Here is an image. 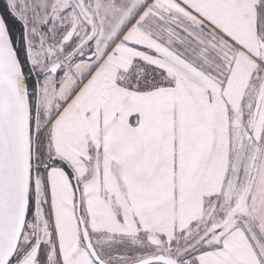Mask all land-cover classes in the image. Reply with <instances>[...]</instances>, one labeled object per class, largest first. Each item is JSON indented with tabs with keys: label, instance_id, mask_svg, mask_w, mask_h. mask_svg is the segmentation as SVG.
Wrapping results in <instances>:
<instances>
[{
	"label": "snow or ice",
	"instance_id": "obj_1",
	"mask_svg": "<svg viewBox=\"0 0 264 264\" xmlns=\"http://www.w3.org/2000/svg\"><path fill=\"white\" fill-rule=\"evenodd\" d=\"M0 264H264V0H3Z\"/></svg>",
	"mask_w": 264,
	"mask_h": 264
},
{
	"label": "trees",
	"instance_id": "obj_2",
	"mask_svg": "<svg viewBox=\"0 0 264 264\" xmlns=\"http://www.w3.org/2000/svg\"><path fill=\"white\" fill-rule=\"evenodd\" d=\"M3 0H0V9H2Z\"/></svg>",
	"mask_w": 264,
	"mask_h": 264
}]
</instances>
